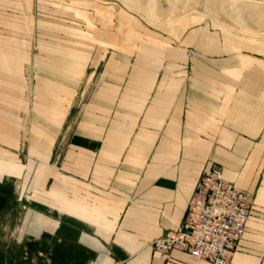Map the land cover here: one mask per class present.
<instances>
[{"label":"crops","instance_id":"crops-1","mask_svg":"<svg viewBox=\"0 0 264 264\" xmlns=\"http://www.w3.org/2000/svg\"><path fill=\"white\" fill-rule=\"evenodd\" d=\"M50 3L0 0V236L20 230L0 260L212 264L154 242L219 164L252 192L230 264H264V40L188 30L192 58L128 35L83 44L80 15Z\"/></svg>","mask_w":264,"mask_h":264},{"label":"rangeland","instance_id":"rangeland-1","mask_svg":"<svg viewBox=\"0 0 264 264\" xmlns=\"http://www.w3.org/2000/svg\"><path fill=\"white\" fill-rule=\"evenodd\" d=\"M50 8L67 16L74 14L75 9L76 16L81 17L83 44L92 39L96 45L106 46L108 33L113 34L111 41L115 46L122 39L127 40L122 35H128L131 47L153 41L166 47H179L192 58L196 50L195 45L187 47L188 30L232 33L246 41L264 40V0H51ZM18 224V218L11 227L8 221L2 224V251L11 242L10 247L16 250L13 243L20 231ZM23 261L22 258L18 264H24ZM44 262L52 264L49 260Z\"/></svg>","mask_w":264,"mask_h":264},{"label":"built area","instance_id":"built-area-1","mask_svg":"<svg viewBox=\"0 0 264 264\" xmlns=\"http://www.w3.org/2000/svg\"><path fill=\"white\" fill-rule=\"evenodd\" d=\"M252 192L226 180L214 164L198 179L181 225L154 242L163 257L188 250L212 264H230L251 215Z\"/></svg>","mask_w":264,"mask_h":264},{"label":"trees","instance_id":"trees-1","mask_svg":"<svg viewBox=\"0 0 264 264\" xmlns=\"http://www.w3.org/2000/svg\"><path fill=\"white\" fill-rule=\"evenodd\" d=\"M1 257H2V260H0V262H1L2 264H4L5 261H3V257L5 258V256H4V253H3V252H2ZM38 258H39V257H38ZM23 263H24V264H33V263H32V258L29 257L27 260L24 259ZM42 264H43V263H42ZM44 264H45V263H44Z\"/></svg>","mask_w":264,"mask_h":264}]
</instances>
